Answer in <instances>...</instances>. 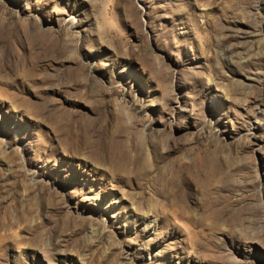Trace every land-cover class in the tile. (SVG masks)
<instances>
[{
	"label": "rangeland",
	"instance_id": "rangeland-1",
	"mask_svg": "<svg viewBox=\"0 0 264 264\" xmlns=\"http://www.w3.org/2000/svg\"><path fill=\"white\" fill-rule=\"evenodd\" d=\"M0 264H264V0H0Z\"/></svg>",
	"mask_w": 264,
	"mask_h": 264
}]
</instances>
